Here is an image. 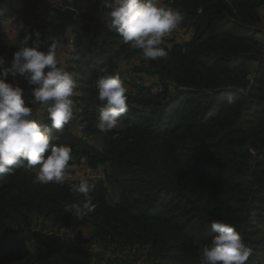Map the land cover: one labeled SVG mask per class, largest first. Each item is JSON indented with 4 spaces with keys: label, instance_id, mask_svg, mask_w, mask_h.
Masks as SVG:
<instances>
[{
    "label": "trees",
    "instance_id": "trees-1",
    "mask_svg": "<svg viewBox=\"0 0 264 264\" xmlns=\"http://www.w3.org/2000/svg\"><path fill=\"white\" fill-rule=\"evenodd\" d=\"M30 2L23 1L26 9ZM263 7L264 0H174L192 38L164 45L166 58L145 60L110 29L107 0H92L89 17L97 23L88 25L78 87L90 142L56 130L48 115L36 114L39 104L31 107L57 145L71 146L69 164L101 168L90 193L96 208L82 219L67 213L66 205L82 197L65 183H34L38 166L0 176V264H118L34 231L44 221L87 224L105 248L142 256L144 264H202L200 248L215 235L210 224L223 221L251 248L246 264H256L264 253ZM27 20L24 13L10 45L0 42L7 56L34 31ZM48 35L40 37L42 48ZM116 72L123 82L135 76L162 92L127 93L120 128L105 134L96 128V81ZM97 134L100 147L91 143Z\"/></svg>",
    "mask_w": 264,
    "mask_h": 264
},
{
    "label": "clouds",
    "instance_id": "clouds-1",
    "mask_svg": "<svg viewBox=\"0 0 264 264\" xmlns=\"http://www.w3.org/2000/svg\"><path fill=\"white\" fill-rule=\"evenodd\" d=\"M110 29L145 60L166 58L165 37L182 22V16L162 0H107ZM24 26L21 25V28ZM41 33H26L20 47L13 52L9 66L0 57V176L11 175L22 167L36 170L34 183L62 184L68 178L72 149L57 145L50 128L32 119L31 105L43 106L51 126L62 131L73 119L76 107L72 97L78 87L77 74L67 71L57 58L55 42L43 50ZM9 75L24 76L32 86L31 98L24 90L7 81ZM98 109L96 128L107 133L127 113L128 89L118 72L101 75L96 81ZM90 175L72 185L71 191L82 197L66 205L65 211L76 219L93 212L96 204L90 194L94 189ZM215 232L200 248L202 264H246L251 248L234 226L223 221L210 224Z\"/></svg>",
    "mask_w": 264,
    "mask_h": 264
},
{
    "label": "built area",
    "instance_id": "built-area-1",
    "mask_svg": "<svg viewBox=\"0 0 264 264\" xmlns=\"http://www.w3.org/2000/svg\"><path fill=\"white\" fill-rule=\"evenodd\" d=\"M162 2L171 7V4L174 0H162ZM31 5L26 9L25 5L22 3L18 9L19 11V19L22 21V16L25 13L27 20V27L29 26L30 29L41 31L42 35H47L51 33L52 26L56 23L55 20V12L56 10H65L70 9L73 12V21L72 24L67 26L64 30L62 36L58 38V42L56 44V52L57 58L61 62L62 66L65 67L67 71H70L74 74H77L78 82H80L81 78V68L87 62V58L89 54L86 52L87 49V29L90 22L89 15L91 14V6L92 0H31ZM262 10V9H261ZM262 21L260 24L259 35L261 41L264 44V13H262ZM11 19L8 21L4 19H0V40H3L4 44L10 45L14 38L18 33V24L17 27L14 24L10 23ZM9 32L11 38L6 41L4 39L5 33ZM193 30L190 26L184 25L180 23L176 29H174L168 36L165 37V45H171L174 43H183L189 41L192 38ZM49 36V35H48ZM89 46V45H88ZM44 50V48H43ZM260 59L253 62L254 66H257L260 63ZM125 62V61H124ZM9 66V65H8ZM252 69H254L252 67ZM253 73L250 72L247 75V80L249 82L252 81ZM11 80V83L21 87L24 90L25 98H29L30 93L27 88V81L24 76L16 75L8 76ZM124 84L128 89V92L137 93V94H150V95H158L162 92V86L159 84H152L145 80H142L138 77H125ZM79 87V83H78ZM78 87L75 90L76 94L72 97L76 107L73 111V119L69 122L68 125L64 127V131L74 135L77 138H81L82 140L88 141L84 123L82 122V112H83V105L82 101L80 100V94L78 91ZM39 108H37L36 114L40 117L46 116L45 114L39 113ZM42 110L46 112V109L42 107ZM249 152L254 155L255 152L249 149ZM70 167L68 169V178L63 182L68 186H72L77 184L81 178L91 176L93 180L91 182H97L99 178H101L102 172L98 178L94 177L91 173L94 169L89 168L86 164H76L72 165L69 164ZM85 166V171H79L77 167ZM39 167V166H38ZM37 167V168H38ZM36 168V170H37ZM38 224V223H37ZM34 226V231L39 232L41 234H46L48 236L54 237H63L67 234V231L70 227H57V226H50L48 228H43L41 226L37 227ZM40 225V223H39ZM65 238V237H64ZM68 242L69 246L72 247H80L86 249L88 251L97 253L103 256L106 259H118V264H138L143 263V257L140 256L138 259H133L131 255L124 256L128 252L120 253L116 252V250H112L110 248H105L100 240L97 237H85V238H78L77 240L71 241L69 243L68 239L65 238ZM32 244L35 248H40L41 246L35 240H32ZM42 248V247H41ZM61 264V263H59ZM144 264V263H143Z\"/></svg>",
    "mask_w": 264,
    "mask_h": 264
},
{
    "label": "rangeland",
    "instance_id": "rangeland-1",
    "mask_svg": "<svg viewBox=\"0 0 264 264\" xmlns=\"http://www.w3.org/2000/svg\"><path fill=\"white\" fill-rule=\"evenodd\" d=\"M23 1L24 0H5L4 3L0 7V19H4L6 21H8V19H11L10 23L14 24L15 27H17L18 24H21V20L19 19L18 9L20 7V4L23 3ZM91 12H92V6H91ZM91 21H92V19H91ZM0 42L2 44H4L3 40H0ZM0 57H3L6 65L10 64L12 57L7 56L2 51H0ZM134 62H135V60H134ZM131 66H133V64ZM7 81L11 83V80L9 77H7ZM42 107L43 106L40 105L39 113L43 112V114H45L47 116L48 115L47 111L45 112L44 110H42ZM84 127L86 130V124L85 123H84ZM119 128L120 127L117 126L114 129L117 130ZM86 135H87V138H89L88 140H90L91 139L90 135H88L87 133H86ZM88 142H90V141H88ZM91 143H94L96 146L100 147L101 146V136L99 134L95 135L92 138ZM77 168L80 172L86 170L85 166H79ZM101 172H102L101 168H98L96 170L91 171L92 175L96 178H98L100 176ZM92 183H94V182H92ZM35 226H36V224H35ZM39 226H41V223H40V225H39V223L37 224V227H39ZM50 226H57L58 227V225H52L50 222H46V221L43 222V226H42L43 228H48ZM63 226L64 227H70L69 230L67 231V234L65 236H63L66 239H68L69 243L71 241L77 240L80 237L85 238V237H90L92 235L88 225L84 224V223H80L79 221L78 222H71L69 225H62L59 227H63ZM138 264H140V263H138ZM141 264H143V263H141ZM256 264H264V258L261 257L260 259H258V262Z\"/></svg>",
    "mask_w": 264,
    "mask_h": 264
},
{
    "label": "water",
    "instance_id": "water-1",
    "mask_svg": "<svg viewBox=\"0 0 264 264\" xmlns=\"http://www.w3.org/2000/svg\"><path fill=\"white\" fill-rule=\"evenodd\" d=\"M56 23L52 26L51 33L49 34L44 50H47V46L53 42L57 44L58 38L62 36L64 30L67 26L72 24L73 21V12L70 9H65L63 11L56 10L55 12ZM247 148L249 146L247 145Z\"/></svg>",
    "mask_w": 264,
    "mask_h": 264
},
{
    "label": "crops",
    "instance_id": "crops-1",
    "mask_svg": "<svg viewBox=\"0 0 264 264\" xmlns=\"http://www.w3.org/2000/svg\"><path fill=\"white\" fill-rule=\"evenodd\" d=\"M261 12L264 13V7L262 8ZM89 19H90V17H89ZM93 21H94V22H93ZM96 23H97V20H96L95 18H93L92 21H91V19H90V24H91V25H95ZM10 38H11V35L9 34V32L5 33V35H4V39H6L7 42H8V40H9ZM130 63H134V61L132 60ZM262 257L264 258V253L262 254Z\"/></svg>",
    "mask_w": 264,
    "mask_h": 264
}]
</instances>
